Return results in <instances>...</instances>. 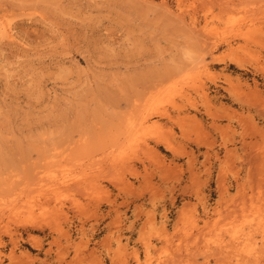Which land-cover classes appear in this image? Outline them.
Here are the masks:
<instances>
[{
    "label": "rangeland",
    "instance_id": "rangeland-1",
    "mask_svg": "<svg viewBox=\"0 0 264 264\" xmlns=\"http://www.w3.org/2000/svg\"><path fill=\"white\" fill-rule=\"evenodd\" d=\"M0 264H264V0H0Z\"/></svg>",
    "mask_w": 264,
    "mask_h": 264
},
{
    "label": "bare ground",
    "instance_id": "bare-ground-1",
    "mask_svg": "<svg viewBox=\"0 0 264 264\" xmlns=\"http://www.w3.org/2000/svg\"><path fill=\"white\" fill-rule=\"evenodd\" d=\"M6 23V22H5ZM7 24V23H6ZM3 26V29L6 31V29H7V25H4V23L2 24ZM10 29V28H9ZM4 31V32H5ZM9 31V30H8ZM7 32V31H6ZM213 62L214 63H216V62H221V59L220 60H218V59H213ZM212 63V62H211ZM213 65V64H212ZM207 66V65H206ZM209 81L212 83V85H214L215 86V88H218V90H219V88L222 86V85H219V84H217V80H216V78H215V76L214 77H210L209 78ZM201 86V85H200ZM201 88V87H200ZM224 89H225V91H227L228 93H230V94H232V91H230L229 89H227V88H225V87H223ZM209 89H210V86L208 85V84H204V85H202V93H204V94H206L207 95V92L209 91ZM220 91V90H219ZM216 92V91H215ZM204 96V95H203ZM239 99L241 100V102H243L244 101V99L242 98V97H239ZM136 103L137 104H133L134 106L135 105H138V102H137V100H136ZM136 107H138V106H136ZM193 107V109L195 110V115L199 112V111H197L198 110V107L196 106V105H193L192 106ZM140 110V109H139ZM148 110V111H147ZM145 111H147V112H145L144 114L143 113H140V115H142L141 117H139V126L137 127V128H139V129H142V130H144L145 132L146 131H148V130H150V131H153L155 128L157 129V128H159L160 127V122L159 121H155V122H153V121H151L150 120V118L152 117V116H154V115H156V116H158L159 118H167V120H170L171 119V117H170V114L169 115H167L168 114V111L166 112V114L163 112V114H159L157 111L156 112H151V111H149V108L148 109H146ZM201 109H200V113H201ZM205 111V110H204ZM144 112V111H143ZM187 112H188V110H187ZM206 115H208V116H213V114H211V112L209 111V110H207L206 112H204ZM190 114H191V112H188V113H186L183 117H181V118H179L176 122H174V123H176V124H178L179 125V123L180 122H184L187 118H190ZM179 115H180V113H179ZM155 117V116H154ZM174 119V120H175ZM213 119H214V117H213ZM134 122V121H133ZM135 123V122H134ZM215 120H213V126L215 127L216 125H215ZM175 124V125H176ZM181 124V123H180ZM136 125H137V122H136ZM126 126V125H125ZM128 126V125H127ZM134 128V126H132V129ZM138 129V130H139ZM121 130V132H119V133H123L124 132V130H123V132H122V129H120ZM127 130V129H126ZM131 130V129H130ZM137 130V131H138ZM129 131V128H128V130L126 131V132H128ZM136 131V132H137ZM129 132H131V131H129ZM140 132V131H139ZM138 132V133H139ZM149 132V131H148ZM173 133V132H172ZM129 133H127V135H128ZM132 134H133V132H132ZM149 134V133H148ZM117 135H118V133H117ZM121 135V134H120ZM134 135V134H133ZM132 135V137H134ZM136 135V134H135ZM124 136H125V134H124ZM138 136H139V134H138ZM152 136V135H151ZM150 136V137H151ZM120 137V136H119ZM131 136L129 135V137H127V138H130ZM126 138V137H125ZM141 138H143V137H141ZM147 138V137H146ZM118 140V139H117ZM120 140H122V139H120ZM131 140H132V138H131ZM136 140V139H135ZM151 140H152V142H153V144L154 145H152V146H150L148 143H147V141L146 140H142L143 141V143H147V146L150 148V150L152 151V153H154V155L156 156L155 157V160L159 163V164H161V165H169V164H167L166 163V160H165V156H162L161 154H160V151H158V150H160V148H164V150L165 151H167V152H169V153H171V155L174 157V159L175 158H181V157H187V158H190L191 157V155H190V153H188L187 151H183V149L182 148H179L178 146H176L175 144H173L172 142H170L169 140H166V139H163V138H160L159 136H152L151 137ZM137 141V140H136ZM128 142V141H127ZM149 142V141H148ZM119 144H120V142H119ZM125 144H126V142H125ZM128 144V143H127ZM119 146V145H118ZM146 146V147H147ZM121 148V147H120ZM119 148V149H120ZM148 150V149H147ZM226 150H227V152L228 153H230V152H233L234 150H228V148L226 147ZM148 152V151H147ZM151 153V152H150ZM209 151H207L206 152V154L207 155H205V156H208L209 154ZM217 155V154H216ZM110 156V155H109ZM113 157V156H112ZM110 158V157H109ZM115 159V158H114ZM174 159L173 160H171V163H174ZM110 160V159H109ZM192 159H190L189 161H191ZM195 160V159H194ZM111 161V160H110ZM118 161V160H117ZM116 161V162H117ZM113 162V161H112ZM127 162V161H126ZM195 162V161H194ZM187 163H189V162H187ZM110 164H112V163H110ZM114 164H116V163H114ZM124 165V164H123ZM189 165H191V164H189ZM135 166V165H134ZM143 166H144V169H143V171L141 172V171H139L137 168H135V167H133V166H130L129 165V172H132L133 174H135L136 173V175H141V177L143 178V180H145L146 178H148L147 176H148V174H149V170H148V168H147V166H146V164H144V161H143ZM170 166V165H169ZM192 167V166H191ZM79 169V168H78ZM83 170V169H82ZM86 170H84L83 171V173L85 172ZM101 172V171H100ZM100 172H96V174H95V176L96 175H98ZM193 172V171H192ZM86 173V172H85ZM131 173V174H132ZM143 173H145V174H143ZM143 174V175H142ZM194 174V173H193ZM193 174L191 175V176H193ZM38 175H39V173H38ZM80 175V174H79ZM78 175V178H76L75 180H74V183L76 184V187H78V188H80V186L84 183V181H83V178L82 177H80ZM43 176V175H42ZM41 176V177H42ZM83 176V175H82ZM106 176V175H105ZM84 177V176H83ZM86 177V176H85ZM109 177V176H108ZM140 177V176H139ZM190 177V176H189ZM107 178V177H106ZM110 178V177H109ZM34 180V179H33ZM85 180V179H84ZM115 180V179H114ZM113 180V178L111 179H109V183L112 185V186H116V183H115V181ZM191 180V179H190ZM44 181V180H43ZM107 181H108V179H107ZM193 181V180H192ZM37 182V181H36ZM41 182V181H40ZM33 183V182H32ZM190 183V182H189ZM42 183H39L38 182V186L40 187V185H41ZM36 185H37V183H36ZM186 185V184H185ZM189 185V184H188ZM30 187H31V184L29 185ZM187 186V185H186ZM190 186V185H189ZM37 187V186H36ZM37 188V189H39L38 191H40V188L42 187H44V185L42 184L41 185V187L40 188ZM41 188V189H42ZM184 188H186V187H184ZM100 189L102 190V186H100ZM218 189H219V191L222 193V194H226L227 193V191H228V188H227V186H226V183H225V181H223L222 180V182L221 181H219V183H218ZM186 190H188V188L186 189ZM240 190V189H239ZM242 192V191H241ZM240 192V193H241ZM110 193H112V191H110L109 190V188L107 187V186H104V188H103V190H102V192L101 193H99L98 195H96V197L95 198H93V199H90V200H88V201H94V203H95V205H96V201H99V202H97L98 203V205H96L97 206V209H98V207H99V203L101 204V202L100 201H111V200H109L108 199V197H109V195H110ZM244 193H246L245 191L243 192V194ZM244 197V196H243ZM88 198V197H87ZM244 199H246V198H244ZM116 200V199H115ZM231 200V199H230ZM113 201V200H112ZM243 201V200H242ZM93 203V202H92ZM94 203H93V205H94ZM96 208V207H95ZM209 220V217L208 218H206L205 219V222H207ZM197 223V222H196ZM34 225H36V224H34ZM39 225V224H38ZM40 226V225H39ZM195 226H196V224H195ZM118 227V226H117ZM260 227V226H259ZM119 228V227H118ZM249 234V233H248ZM250 234H251V231H250ZM249 234V235H250ZM252 235H253V232H252ZM250 237H253V236H250ZM250 237H247L248 239H250ZM247 238H246V241H249V240H247ZM251 240V239H250ZM251 242V241H250ZM17 243V242H16ZM33 243L34 244H39L38 242H36V241H34L33 240ZM252 243V242H251ZM249 245H250V243H249ZM254 244H252V246H253ZM251 246V247H252ZM39 247V246H38Z\"/></svg>",
    "mask_w": 264,
    "mask_h": 264
}]
</instances>
